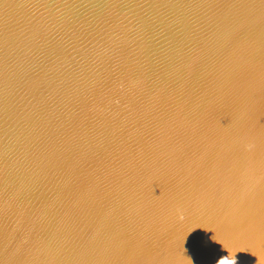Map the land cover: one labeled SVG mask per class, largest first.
Returning <instances> with one entry per match:
<instances>
[{
  "label": "water",
  "instance_id": "water-1",
  "mask_svg": "<svg viewBox=\"0 0 264 264\" xmlns=\"http://www.w3.org/2000/svg\"><path fill=\"white\" fill-rule=\"evenodd\" d=\"M264 264V0H0V264Z\"/></svg>",
  "mask_w": 264,
  "mask_h": 264
},
{
  "label": "clouds",
  "instance_id": "clouds-1",
  "mask_svg": "<svg viewBox=\"0 0 264 264\" xmlns=\"http://www.w3.org/2000/svg\"><path fill=\"white\" fill-rule=\"evenodd\" d=\"M220 264H235V260L229 259L227 256H225L223 259L220 260Z\"/></svg>",
  "mask_w": 264,
  "mask_h": 264
}]
</instances>
